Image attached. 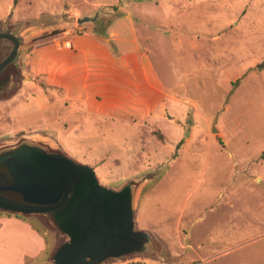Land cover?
<instances>
[{
    "label": "rangeland",
    "instance_id": "374dc122",
    "mask_svg": "<svg viewBox=\"0 0 264 264\" xmlns=\"http://www.w3.org/2000/svg\"><path fill=\"white\" fill-rule=\"evenodd\" d=\"M5 15L9 24L46 22L21 35L11 95L0 97V147L37 138L93 168L104 187L144 182L135 228L152 234L163 258L112 264H264V0H0ZM87 29L117 32L116 41L133 39L148 52L185 109L178 125L162 124L180 138L178 147H160L153 132L140 154L136 130L97 119L79 125L52 105L58 94L26 71L27 55L42 39ZM11 48L0 42V61ZM153 150L158 163L147 161ZM28 219L45 231L49 260L63 235L44 219Z\"/></svg>",
    "mask_w": 264,
    "mask_h": 264
},
{
    "label": "crops",
    "instance_id": "0c3cea01",
    "mask_svg": "<svg viewBox=\"0 0 264 264\" xmlns=\"http://www.w3.org/2000/svg\"><path fill=\"white\" fill-rule=\"evenodd\" d=\"M7 19L8 15L3 16L0 23ZM112 35L118 33L109 32L108 37H103L87 29L78 35L42 39L32 45L26 71L57 92L52 105H62L67 119L71 117L79 125L97 119L132 128L139 136L141 133L135 142L140 154L152 144L153 132L160 134L162 140L158 141L164 149H168V143L179 144L178 136L162 129L164 123L176 126L184 120L185 109L178 103L172 86L165 85L148 52L139 50L135 40L116 41ZM66 42L70 47L64 46ZM119 43H131L132 48L124 50ZM8 101H13L12 97L5 100ZM47 134L57 140L56 132ZM152 152L151 157L147 154V161L158 163L162 155ZM136 156L132 155L135 162ZM31 217L40 221L38 216L0 215V264H50L46 233L28 219Z\"/></svg>",
    "mask_w": 264,
    "mask_h": 264
},
{
    "label": "water",
    "instance_id": "95a60500",
    "mask_svg": "<svg viewBox=\"0 0 264 264\" xmlns=\"http://www.w3.org/2000/svg\"><path fill=\"white\" fill-rule=\"evenodd\" d=\"M42 18L0 24V40L12 44L0 61V77L14 86L21 35ZM215 131V130H214ZM37 137V136H36ZM144 182L118 189L99 184L93 168L66 157L54 143L21 137L0 147V211L38 216L63 235L53 264H112L135 256L163 258L151 233L135 228V206Z\"/></svg>",
    "mask_w": 264,
    "mask_h": 264
},
{
    "label": "flooded vegetation",
    "instance_id": "af4514ba",
    "mask_svg": "<svg viewBox=\"0 0 264 264\" xmlns=\"http://www.w3.org/2000/svg\"><path fill=\"white\" fill-rule=\"evenodd\" d=\"M6 41V40H0V42ZM8 42V41H7ZM10 43V42H9ZM11 44V43H10ZM12 45V44H11ZM8 84V81L5 77H0V92L6 90V85Z\"/></svg>",
    "mask_w": 264,
    "mask_h": 264
},
{
    "label": "trees",
    "instance_id": "16d2710c",
    "mask_svg": "<svg viewBox=\"0 0 264 264\" xmlns=\"http://www.w3.org/2000/svg\"><path fill=\"white\" fill-rule=\"evenodd\" d=\"M15 1H16V0H14V3H15ZM1 61H2V60H1ZM10 91H12V89H11ZM10 91H9V92H10ZM9 92H8V93H9ZM5 94H7V93L0 94V97L3 96V95L5 96ZM10 95H11V92H10ZM8 96H9V95H8ZM161 139H162V138H161ZM178 146H179V144L176 145V147H178Z\"/></svg>",
    "mask_w": 264,
    "mask_h": 264
},
{
    "label": "built area",
    "instance_id": "2783aa9c",
    "mask_svg": "<svg viewBox=\"0 0 264 264\" xmlns=\"http://www.w3.org/2000/svg\"><path fill=\"white\" fill-rule=\"evenodd\" d=\"M65 35H68V34H66V32H65ZM64 46H65V47H70L69 42H66V43L64 44Z\"/></svg>",
    "mask_w": 264,
    "mask_h": 264
}]
</instances>
